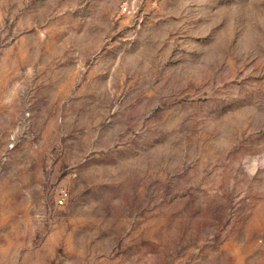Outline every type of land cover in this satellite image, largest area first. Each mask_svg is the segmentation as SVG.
<instances>
[{
	"label": "rangeland",
	"instance_id": "1",
	"mask_svg": "<svg viewBox=\"0 0 264 264\" xmlns=\"http://www.w3.org/2000/svg\"><path fill=\"white\" fill-rule=\"evenodd\" d=\"M0 264H264V0H0Z\"/></svg>",
	"mask_w": 264,
	"mask_h": 264
},
{
	"label": "built area",
	"instance_id": "2",
	"mask_svg": "<svg viewBox=\"0 0 264 264\" xmlns=\"http://www.w3.org/2000/svg\"><path fill=\"white\" fill-rule=\"evenodd\" d=\"M65 196H66V191L62 189L60 194H59V196H58V202L59 203H63L64 199H65Z\"/></svg>",
	"mask_w": 264,
	"mask_h": 264
}]
</instances>
